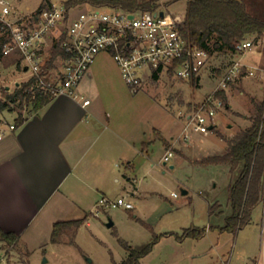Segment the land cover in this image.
<instances>
[{
  "label": "crops",
  "instance_id": "1",
  "mask_svg": "<svg viewBox=\"0 0 264 264\" xmlns=\"http://www.w3.org/2000/svg\"><path fill=\"white\" fill-rule=\"evenodd\" d=\"M254 40L252 52L246 53L242 58L244 76L239 80L248 85L254 96L258 95L264 100L261 93H264V84L261 81L264 79V35L259 37L254 35ZM238 57L239 55L235 53L233 60ZM111 63L119 67L108 52L99 53L89 73L78 87V97L67 93L55 96L40 110L23 114L25 121L0 140V229L19 237L17 247H6L5 242L0 241V250L6 252L10 264H31V258L33 259L31 250L34 248L35 250L44 248L49 243L59 246L67 242L65 236L61 243L51 242L54 223L88 216L85 224L89 225L91 223L89 215L96 208L100 197L109 196L115 189L119 196L127 194L129 201L132 197L144 199L147 194L154 193L143 188L144 185L140 184L141 180H138L136 172L141 164H145L150 147L157 139L166 150L172 149L176 155L193 164H213L204 163V160L228 151V136L219 131L223 120L218 117H215L211 131L217 130L218 135L223 137L224 151L220 153H208L212 148L211 144L214 143L205 142L203 137L209 136L211 131L208 135L191 132L188 140H185L183 129L186 116L180 134L174 130L166 134L156 126L148 129L140 107L132 108L129 105L130 99L127 100L128 95L126 100L120 99V94L112 90L113 84L115 86V83L121 84L120 81L126 82L120 68L113 70L109 66ZM129 90L132 93L138 92L132 91L130 87ZM123 91L125 94V90ZM86 98L91 100L89 104H85ZM255 99L257 101L258 97ZM135 103L136 101L132 104ZM231 105L226 104L225 107L229 108ZM191 111L192 109L186 113ZM18 115L19 113L16 118ZM243 118L246 122L238 123V129L235 133L232 132L234 134L231 139L249 127L253 121L246 115ZM227 126H231L230 122ZM166 162L164 160V164ZM223 165L231 172L229 165ZM174 166L171 164L172 168ZM237 176L230 179L229 186ZM188 192L187 189H183L184 194ZM172 196L175 197L173 194ZM261 204L262 210L258 218L254 214L257 205L252 210L250 222L237 231L239 233L247 227H253L251 235L253 242L243 245L236 258L234 253L232 258L223 259L219 264L257 262L262 264L263 202ZM135 208L134 206L125 209ZM208 209L210 220H215L214 224L208 222L205 226L193 225L183 228L182 232L172 229L153 232L151 240L147 243L153 240L155 234L160 237L152 251L141 259V264L148 261L152 263L153 260H148L149 257L153 254L156 257L157 248L160 249L164 241H169L171 245L180 248L188 240H200L216 230L221 233L230 232L221 229L231 214H223L222 203L219 200L208 201ZM188 228H200L204 233L201 237H180ZM32 241L31 247L36 246L33 249L29 246ZM125 242L130 244L128 241ZM22 244L28 253L24 251ZM44 251L46 253L47 250ZM127 256L128 250L124 259ZM162 258L159 264L164 263ZM113 262L117 261L113 259Z\"/></svg>",
  "mask_w": 264,
  "mask_h": 264
},
{
  "label": "rangeland",
  "instance_id": "2",
  "mask_svg": "<svg viewBox=\"0 0 264 264\" xmlns=\"http://www.w3.org/2000/svg\"><path fill=\"white\" fill-rule=\"evenodd\" d=\"M48 1L56 5H63L66 2V0ZM161 1V6L167 11L186 14V0ZM243 1L251 13L264 17V0ZM45 2L46 0H12V4L18 8L35 11H38L41 6L48 7ZM214 42L215 39H212L211 48H213ZM248 52H252V50ZM245 54L242 55V58ZM18 58L19 55L13 54L0 59V98L5 96V92H13L16 83L29 78L30 72L24 71L17 65ZM233 62L230 52L224 49L216 51L213 56H210L198 74L200 79L197 85L189 80H182L164 73L158 75L157 78L147 80L141 90L136 93H132L123 81H120L121 84L115 83V86L113 84L112 90L120 94V99L125 98L126 100V95H128L127 100L130 99L129 105L132 108L140 107L148 129L156 126L166 134L172 130L180 134L183 121H185V113L212 93L225 73V69ZM109 66L113 70L119 68L115 63H111ZM261 81L264 84V79ZM123 90H125V94ZM261 93L264 95L263 92ZM226 97L228 104L232 105L229 108L219 109L215 115L223 120L219 131L222 134H227L229 145L233 134L238 129V123L246 122L243 118L244 115L253 119L258 114L263 97L254 96L249 91L248 85L239 79L226 89ZM135 101L136 103L133 105L132 103ZM179 111L182 112L179 113ZM30 112L29 106L21 108L16 103L13 111L1 112L0 118L4 117L13 121L17 113L28 114ZM229 122L231 126H227ZM218 134L217 130H212L209 136H202L205 142L214 143L211 144L212 148L208 153L224 151L222 150L225 144L223 137ZM165 151L164 145L157 139L150 147L145 164H141L136 172L138 180H141L140 184L144 185L143 188L154 193L147 194L144 199L132 197L131 202L136 207L134 210L111 207L95 215L93 214L94 209L89 215L91 223L84 224L79 228L75 243L69 242L71 241L69 234L65 235V240L68 243L65 242L59 246L49 243L44 247L45 249L37 248L35 250L36 246L33 247L34 249L31 247L33 241L30 242L29 246L33 249L31 250L33 251L31 264H114L113 259L119 262L127 255L122 240L128 241L134 246L142 245L151 240L153 232L166 229L182 232L185 227L205 226L208 222L214 224L215 220H210L209 217L208 201L219 200L223 205V214L231 213L228 202V186L230 179L239 175L241 169H237L231 174L228 167L223 164H193L175 153L164 164ZM199 156L200 154H198ZM171 164L175 166L172 168ZM183 189H187L189 192L184 194ZM173 192H176L177 196H172ZM118 193L115 189L110 192L108 197L117 199ZM261 210L262 204L260 203L254 213L257 215L256 218L261 214ZM110 219L114 222L112 227L107 226ZM252 230L253 227H247L239 233H221L216 230L200 240H188L180 248L171 245L169 241H164L160 248L163 251L161 252L157 248L156 257L153 254L148 259L153 260L152 263L148 261L145 264H159L161 257L164 259L163 264H219L223 259L232 258L234 253V258H236L243 245L253 242ZM21 246L28 253L25 245ZM44 250H47L46 253ZM9 256L11 257L10 254ZM45 258L49 259L48 262H43Z\"/></svg>",
  "mask_w": 264,
  "mask_h": 264
},
{
  "label": "built area",
  "instance_id": "3",
  "mask_svg": "<svg viewBox=\"0 0 264 264\" xmlns=\"http://www.w3.org/2000/svg\"><path fill=\"white\" fill-rule=\"evenodd\" d=\"M0 29L10 40L3 46V55L21 57V68L34 78L29 92L32 100L38 90L54 97L67 93L78 97V87L89 73L96 57L108 52L118 64L121 74L134 92L155 74H169L182 80H191L200 73L210 58L208 50L190 44L182 35L180 25L185 14H175L164 7L156 11L125 10L117 7L56 5L39 9H21L12 0H0ZM163 12V15L160 14ZM58 46L64 54L56 56L52 68L47 64ZM254 46V38H246L236 45L239 57L228 67L211 94L186 113L184 138L191 132L208 135L215 123L216 112L225 107L217 96L221 89L244 76L242 55ZM90 99L84 100L85 104ZM27 107V105H26ZM18 127L16 119L0 118V140ZM172 149L163 159L169 161ZM177 195L176 192L172 193ZM111 207L131 209L133 203L125 195L112 199L101 196L93 214ZM261 235L264 264V199L261 218ZM0 264H10L5 252L0 251ZM256 264H261L257 262Z\"/></svg>",
  "mask_w": 264,
  "mask_h": 264
},
{
  "label": "trees",
  "instance_id": "4",
  "mask_svg": "<svg viewBox=\"0 0 264 264\" xmlns=\"http://www.w3.org/2000/svg\"><path fill=\"white\" fill-rule=\"evenodd\" d=\"M177 0H172V2ZM187 9L185 20L180 25V30L185 39L192 45L208 50L210 56L216 51L228 50L233 57L236 53V45L242 40L256 35H264V17L251 13L243 0H186ZM161 0H66L69 7L81 4L93 6L117 7L125 10H148L156 11L161 8ZM45 5L51 2L46 0ZM171 3V2H170ZM44 6H41L42 9ZM1 26V22H0ZM0 59L3 55V46L10 40L6 33L0 29ZM215 39L213 48L210 42ZM53 57L47 64L48 68L55 66L54 61L57 55L64 52L55 46ZM17 65L21 67V57ZM221 71V70H220ZM154 77H158L155 74ZM200 76H193L190 80L198 84ZM34 78L20 82L13 92H5L0 98V113L5 110H14V104L24 108L30 107L31 112L40 110L49 103L54 96L38 90L36 97L32 100L29 92ZM226 104V90L217 92ZM23 113L16 118L17 125L25 121ZM204 163L227 164L231 172L239 167L241 171L237 178L229 186V202L232 208L231 214L226 218V223L221 227L236 233L251 220L252 210L263 202L264 199V100L259 106V112L253 118L251 125L231 139L229 149L222 155L210 156ZM213 210V207H212ZM88 216L70 220L56 221L51 234V242L61 243L65 235H70V243H75L78 229L86 223ZM204 231L200 228H188L180 237L194 236L201 237ZM159 235H154L153 240L142 246L133 247L122 240L123 246L128 250V256L121 262L114 264H141V259L150 253L154 244L158 241ZM0 241L5 242L6 247H17L19 237L0 229Z\"/></svg>",
  "mask_w": 264,
  "mask_h": 264
},
{
  "label": "water",
  "instance_id": "5",
  "mask_svg": "<svg viewBox=\"0 0 264 264\" xmlns=\"http://www.w3.org/2000/svg\"><path fill=\"white\" fill-rule=\"evenodd\" d=\"M160 14L163 15V12H160ZM26 70H27V67H25V71H26ZM18 84H19V83H17V85H18ZM211 128H213V126H211ZM113 225H114V222H113V220L110 219V220L108 221V223H107V226H108V227H112ZM46 261H47V259L45 258V259H44V262H46Z\"/></svg>",
  "mask_w": 264,
  "mask_h": 264
}]
</instances>
